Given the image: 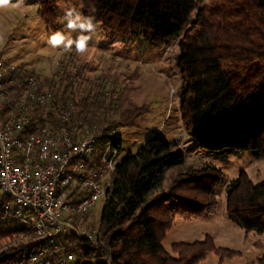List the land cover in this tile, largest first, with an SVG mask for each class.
Returning a JSON list of instances; mask_svg holds the SVG:
<instances>
[{"label":"trees","instance_id":"trees-1","mask_svg":"<svg viewBox=\"0 0 264 264\" xmlns=\"http://www.w3.org/2000/svg\"><path fill=\"white\" fill-rule=\"evenodd\" d=\"M38 15L57 31L65 25L61 5L95 16L108 38H143L153 47L178 40L175 65L181 81L179 110L187 132L195 138V149L211 157L249 153L264 161V0H33ZM63 60L56 76L37 77L40 89L55 95L51 117L59 106L72 101L77 106L73 123L98 136L99 144L113 140L122 152L119 126L134 124L120 118L121 91L117 84L100 78L83 86L82 69H70L75 56ZM0 55V67H1ZM32 72L17 68L11 75L14 103L26 89ZM107 81V80H106ZM118 92V93H117ZM17 97V98H16ZM14 106V104H13ZM127 114V113H125ZM137 114V115H138ZM193 150V149H191ZM224 173L208 161L189 163L175 141L157 134L136 153L122 159L112 175L104 201L99 237L95 245L74 234L62 247L52 249L48 260L59 264L72 255L70 264H200L210 252L226 258L235 254L204 241L179 242L168 252L163 245L176 218L196 220L216 215L218 191ZM230 222L248 235H264V180L254 183L247 173L225 189ZM89 216L80 228L94 227ZM10 226L5 197L0 191V243L13 241L0 251V264H21L26 255L41 250L32 217ZM264 264V254L257 259Z\"/></svg>","mask_w":264,"mask_h":264},{"label":"rangeland","instance_id":"rangeland-1","mask_svg":"<svg viewBox=\"0 0 264 264\" xmlns=\"http://www.w3.org/2000/svg\"><path fill=\"white\" fill-rule=\"evenodd\" d=\"M16 3L17 0H11V5L0 8L1 63L35 72L42 78L56 76L60 64L70 57L71 52L52 49L47 44V38L55 31L38 15L33 0H23L19 7H13ZM68 8L61 5L63 13ZM77 10L81 12V9ZM63 16L59 20L60 25H65ZM59 30L66 31L65 26ZM77 34L73 33V36ZM177 44L178 40L166 47H153L143 38L128 41L118 37L108 38L101 24L96 23L89 51L84 55L74 52L70 69H82V87L100 78H104L108 84H117V91L122 92L119 103L121 121L126 116L129 118L134 109H142L141 114L136 111L131 117L134 124L118 128L117 132L122 138L121 159L129 153H136L153 136L162 134L180 147H185L189 163L208 161L223 171L224 185L218 191L216 215L189 221L176 218L174 227L163 241L164 248L170 252L174 243L204 241L206 237H212L217 247L235 255L222 259L210 252L200 264H257V259L264 254V235L253 232L247 235L229 221L225 189L242 171L254 183L262 182L264 161L254 159L249 153L238 157L205 159L191 144L190 138L193 136L185 129L179 110L181 81L175 65ZM103 206L104 202L99 201L91 210L90 218L96 224L87 228L89 233L100 222ZM9 225L15 226L12 221ZM12 242H1L0 251L12 246Z\"/></svg>","mask_w":264,"mask_h":264},{"label":"built area","instance_id":"built-area-1","mask_svg":"<svg viewBox=\"0 0 264 264\" xmlns=\"http://www.w3.org/2000/svg\"><path fill=\"white\" fill-rule=\"evenodd\" d=\"M16 72V67L1 64L0 191L9 219L19 225L31 215L37 241L45 242L21 264H51V250L74 234L104 246L98 227L89 233L79 224L97 202L107 200L121 152L113 140L100 145L98 136L73 123L77 106L72 101L59 106L54 120L50 112L55 95L39 88L35 72L14 103L11 78ZM190 139L194 144L195 138ZM72 260L67 255L59 264Z\"/></svg>","mask_w":264,"mask_h":264},{"label":"clouds","instance_id":"clouds-1","mask_svg":"<svg viewBox=\"0 0 264 264\" xmlns=\"http://www.w3.org/2000/svg\"><path fill=\"white\" fill-rule=\"evenodd\" d=\"M23 0H17L13 7H19ZM11 5V0H0V8ZM65 29L53 32L47 38V44L52 49H59L64 52L73 49L79 55L89 51L92 34L96 31L95 16H85L76 7L68 8L63 16ZM73 33H78L75 37Z\"/></svg>","mask_w":264,"mask_h":264}]
</instances>
